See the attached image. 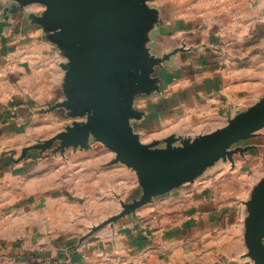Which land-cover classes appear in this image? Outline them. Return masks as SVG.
<instances>
[{
  "label": "crops",
  "instance_id": "0c3cea01",
  "mask_svg": "<svg viewBox=\"0 0 264 264\" xmlns=\"http://www.w3.org/2000/svg\"><path fill=\"white\" fill-rule=\"evenodd\" d=\"M32 6L0 0V264H255L246 256V202L264 174L233 209L211 202L227 186L212 185L222 178L217 170L82 240L121 212L116 200L143 191L136 172L112 164L114 152L95 141L21 158L82 120L48 111L66 99V58L35 20L45 9ZM148 6L155 20L145 46L170 57L154 68L159 89L133 100L138 117L130 124L141 142L165 147L171 136L210 133L264 98V0ZM244 146L263 152L264 128Z\"/></svg>",
  "mask_w": 264,
  "mask_h": 264
},
{
  "label": "water",
  "instance_id": "95a60500",
  "mask_svg": "<svg viewBox=\"0 0 264 264\" xmlns=\"http://www.w3.org/2000/svg\"><path fill=\"white\" fill-rule=\"evenodd\" d=\"M16 6H46L37 23L51 34L66 62L63 91L66 99L48 111L63 109L68 117L81 118L54 137L23 149L64 153L68 148L90 149L93 141L114 152L112 164L133 169L142 188L139 199L121 201L122 211L91 228L84 241L107 225L135 213L155 198L185 184L194 183L207 168L223 159L234 164L236 154L253 147H234L264 128V98L215 131L191 137L171 136L165 147L145 144L134 132L130 119L138 117L133 100L159 89L154 68L170 55L155 57L145 46L154 22L153 0H11ZM247 257L264 264V177L246 202Z\"/></svg>",
  "mask_w": 264,
  "mask_h": 264
},
{
  "label": "rangeland",
  "instance_id": "374dc122",
  "mask_svg": "<svg viewBox=\"0 0 264 264\" xmlns=\"http://www.w3.org/2000/svg\"><path fill=\"white\" fill-rule=\"evenodd\" d=\"M29 5H33L32 8L35 9H46V6L42 3H31ZM70 118V117H69ZM81 119V118H78ZM72 122H70L71 125ZM249 140L241 141L238 144H236L234 147L241 146L245 147ZM59 142H56L53 149L58 146ZM100 147H103L104 145L99 143L96 144ZM53 149H50L48 151L53 152ZM68 149H74V148H68ZM67 150V149H66ZM77 150V149H75ZM234 164H232L229 160L224 161L223 159L216 162L213 166L207 168V170L204 172V175H211L215 171H219L218 174L222 176V178H219L215 182L214 185L216 188V191L218 188L221 187V184L223 182H226L225 186L226 188L218 190V195H215L216 198H213L211 202L215 204L217 208L220 206H224V209H233L232 207L237 203L239 204L240 201V195L243 193V199H245V193L248 190V187L251 186V184L256 180V177L262 176L264 174V151L259 152L255 149H251L244 153V155L236 154L234 156ZM237 164L238 166L237 169ZM236 165V166H235ZM243 165V166H241ZM232 166V167H231ZM234 167V168H233ZM236 170V171H235ZM187 184V183H185ZM183 184V186L185 185ZM219 185V186H216ZM142 193H130L126 199H123L126 202H131L134 199H139L141 197ZM116 206L115 211H122L121 203L116 200ZM228 211V210H227ZM2 246V251H6V246ZM7 255V254H6ZM13 259H9V261L4 262L3 264H11Z\"/></svg>",
  "mask_w": 264,
  "mask_h": 264
}]
</instances>
